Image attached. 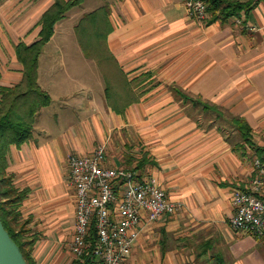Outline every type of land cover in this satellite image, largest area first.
<instances>
[{"label": "crops", "instance_id": "0c3cea01", "mask_svg": "<svg viewBox=\"0 0 264 264\" xmlns=\"http://www.w3.org/2000/svg\"><path fill=\"white\" fill-rule=\"evenodd\" d=\"M91 1L56 25L39 61V83L52 104L38 114L33 138L13 145L8 157L17 187L31 192L21 211L39 236L36 263L76 259L69 157L105 146V166L138 168L179 206L175 215L146 225L125 264H264V240L230 225L236 190L250 186L254 160L264 159V0L227 23L195 20L184 0H102L71 16ZM54 2L0 0L1 86L22 80L16 46L39 39L38 23ZM104 6L118 71L112 87L86 62L93 60L71 57V49L84 52L63 24L72 19L75 31ZM71 58L93 73L72 74ZM235 117L251 126L255 148Z\"/></svg>", "mask_w": 264, "mask_h": 264}, {"label": "built area", "instance_id": "2783aa9c", "mask_svg": "<svg viewBox=\"0 0 264 264\" xmlns=\"http://www.w3.org/2000/svg\"><path fill=\"white\" fill-rule=\"evenodd\" d=\"M184 3L195 20L201 23L211 20L207 0H184ZM104 153L105 146H101L91 156L69 157L70 181L76 190L72 252L77 259L92 252L99 264H125L146 225L175 215L179 206L154 177L145 176L138 168L105 166ZM254 167L256 176L250 186L234 194L235 214L230 225L264 240V161L256 158ZM93 226L97 231L94 244Z\"/></svg>", "mask_w": 264, "mask_h": 264}, {"label": "trees", "instance_id": "16d2710c", "mask_svg": "<svg viewBox=\"0 0 264 264\" xmlns=\"http://www.w3.org/2000/svg\"><path fill=\"white\" fill-rule=\"evenodd\" d=\"M212 13L211 23H227L243 13L250 14L257 0H207ZM85 0H55L44 13L38 25L41 27L39 39L27 45L24 42L16 46L18 61L23 65L22 80L12 87L0 85V215L5 228L18 244L28 264H37L33 250L39 236L32 227L33 218L25 219L21 208L30 196L29 189H20L15 177L9 173V153L13 145L18 147L33 138L37 116L43 108L52 104V97L39 83V61L45 46L55 35L56 25L75 7L83 5ZM110 8L104 6L86 14L76 27L77 36L87 58L97 62L107 80L108 87L114 84L117 75L115 57L107 47V38L111 33L109 19ZM2 80L0 62V83ZM112 87V86H111ZM217 108V106H215ZM244 141L255 148L252 128L243 118H234ZM245 150V146H238ZM264 155V149L260 152ZM263 161L264 159L261 158ZM145 165L141 161L139 168ZM92 243L97 241L96 227L93 226ZM71 264H99L91 252Z\"/></svg>", "mask_w": 264, "mask_h": 264}, {"label": "water", "instance_id": "95a60500", "mask_svg": "<svg viewBox=\"0 0 264 264\" xmlns=\"http://www.w3.org/2000/svg\"><path fill=\"white\" fill-rule=\"evenodd\" d=\"M0 264H28L20 247L4 226L0 215Z\"/></svg>", "mask_w": 264, "mask_h": 264}, {"label": "rangeland", "instance_id": "374dc122", "mask_svg": "<svg viewBox=\"0 0 264 264\" xmlns=\"http://www.w3.org/2000/svg\"><path fill=\"white\" fill-rule=\"evenodd\" d=\"M96 1H98L99 3H101V1L102 0H92L90 3H88L87 5H85V7H80V8H77V9H75L74 11H73V13H72V15L71 16H74V15H80L82 12H83V8H85V10H88L89 11V9H91V7L93 6V4H95L96 3ZM63 24L67 27V29H68V31H69V36H70V38H71V41L73 40V38L75 39L76 38V36H77V33H76V29H75V31H73V20L72 19H66L64 22H63ZM60 36V35H59ZM74 36V37H73ZM77 38H78V36H77ZM80 52H81V50H80ZM84 52V51H83ZM75 52L74 51H72V49H71V57H74L75 59H80V60H82V61H84V60H86L85 59V54H84V56L83 55H80V56H76L75 54H74ZM87 58V57H86ZM89 59V58H88ZM92 60V59H91ZM71 62H74L75 63V65H71V73L72 74H77L78 72H80V71H89L88 72V74H92L93 72L92 71H90L89 69H88V66L87 65H85L84 64V66H82V64L83 63H81L80 61H75V60H73L72 58H71ZM85 62V61H84ZM86 62H92L91 64H94V65H92L93 66V68H94V72H96V73H100V74H102V70H101V68H99V70L98 69H96V63H94V60L93 61H86ZM96 62V61H95ZM98 66V65H97ZM84 67V68H83ZM103 75V74H102ZM64 120L63 121H61V124H64ZM47 125L49 126V127H51V126H53L54 125V122H52V121H50V122H48L47 123Z\"/></svg>", "mask_w": 264, "mask_h": 264}]
</instances>
